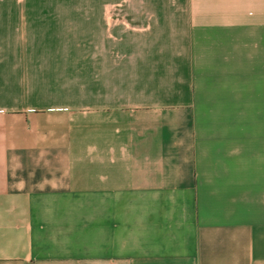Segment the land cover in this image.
Returning a JSON list of instances; mask_svg holds the SVG:
<instances>
[{"label":"crops","instance_id":"0c3cea01","mask_svg":"<svg viewBox=\"0 0 264 264\" xmlns=\"http://www.w3.org/2000/svg\"><path fill=\"white\" fill-rule=\"evenodd\" d=\"M0 264H264V0H0Z\"/></svg>","mask_w":264,"mask_h":264}]
</instances>
